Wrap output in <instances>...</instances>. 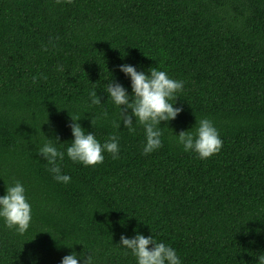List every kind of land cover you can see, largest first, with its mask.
Instances as JSON below:
<instances>
[{"label": "trees", "instance_id": "obj_1", "mask_svg": "<svg viewBox=\"0 0 264 264\" xmlns=\"http://www.w3.org/2000/svg\"><path fill=\"white\" fill-rule=\"evenodd\" d=\"M124 63L184 81L183 110L161 122L162 144L149 154L142 125L112 124L119 110L105 88L112 76L131 92ZM71 115L101 143L116 135L120 153L85 166L65 152L57 163L72 179L63 184L37 148L48 136L64 151ZM204 117L223 143L200 159L174 134ZM15 180L32 219L23 235L0 219V264H59L90 250L94 264H136L117 244L134 228L170 244L182 264H255L264 252V0H0V195Z\"/></svg>", "mask_w": 264, "mask_h": 264}, {"label": "clouds", "instance_id": "obj_2", "mask_svg": "<svg viewBox=\"0 0 264 264\" xmlns=\"http://www.w3.org/2000/svg\"><path fill=\"white\" fill-rule=\"evenodd\" d=\"M118 67L130 77L131 92L112 76L107 80L105 92L119 110L118 119L112 121L113 127L120 129L122 123L124 128L133 131L134 124L142 125L145 136L142 153L149 154L162 144L161 122L175 119L183 110L182 107L175 106V101L179 96L176 93L183 89L184 81L171 77L158 67H150L146 71L138 70L135 65L129 63L120 64ZM58 70L64 71L62 67H58ZM90 98L91 104L101 103L100 97L97 98L95 93H90ZM104 115L108 114L105 112ZM71 118L73 138L64 151L59 150L48 136H46L48 139L37 148L38 154H41L50 165L48 170L53 174V179L63 184H68L72 179L69 174L62 172L57 163L58 160L64 159L65 152L71 161L85 166L102 163L105 152L110 153L113 159L118 158L120 153L116 135H110L101 143L94 131L84 130L85 128L78 122L80 118L73 115ZM92 124L95 126L94 117ZM174 135L176 142L185 152L196 153L200 159H207L219 152L223 143L218 129L212 120L206 117L197 120L188 130H181ZM55 138L59 140V137ZM0 219L5 226L20 235L29 229L32 206L25 186L20 180L8 184L4 194L0 195ZM133 231L135 235L131 237L121 233L117 244L126 253L130 252L135 257L136 264H182L176 249L170 244L158 241L154 235L146 236L136 228ZM31 264H38V260H32ZM59 264H94L93 253L91 250L87 255L84 252L72 251L64 255ZM255 264H264V252L258 254Z\"/></svg>", "mask_w": 264, "mask_h": 264}]
</instances>
